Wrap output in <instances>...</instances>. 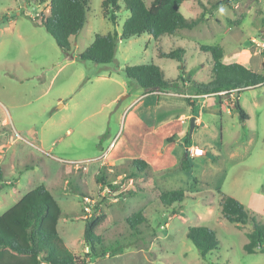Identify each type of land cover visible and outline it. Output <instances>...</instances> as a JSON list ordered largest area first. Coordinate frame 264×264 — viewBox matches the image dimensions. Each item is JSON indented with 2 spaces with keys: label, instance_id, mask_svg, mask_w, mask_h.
<instances>
[{
  "label": "rangeland",
  "instance_id": "rangeland-1",
  "mask_svg": "<svg viewBox=\"0 0 264 264\" xmlns=\"http://www.w3.org/2000/svg\"><path fill=\"white\" fill-rule=\"evenodd\" d=\"M102 1L89 0L88 21L70 39L72 52L67 56L46 28L35 23L49 12L50 0H0V165L5 181L0 187V214L43 184L62 209L58 232L79 259L88 251L85 217L96 205L106 216L97 229L104 244L123 247L117 255L87 258V264H264V252L244 250L252 223L236 227L221 213L222 195H229L264 223V85L240 93L245 121L235 98L229 99L230 105H219L218 98L214 105H187L175 95V105H161L160 114L170 109L188 115L185 134L209 148L210 153L193 160L187 170L179 163L128 179L114 170L128 168L129 160L102 165L110 143L123 134L127 104L141 89L126 76L125 66L155 63L170 79L183 75L205 82L212 75V57L199 50L196 43H201L220 44L225 62L245 61L252 70L263 72L264 46L252 39L264 43V0H229V5L217 8H213L217 0H184L183 14L188 19L203 14L202 21L161 42L166 51L184 47L182 62L158 57L155 39L144 33L119 36L115 60L100 64L81 60L79 54L96 34L120 35L130 14L121 1L113 24L103 14ZM145 2L150 5L152 0ZM239 41L242 56L233 57ZM174 89L186 92L184 86ZM197 116L201 123L191 138L190 121ZM165 132L151 138L157 141ZM176 140L175 154L181 157L185 142L181 133ZM100 171L115 180L103 183L97 178ZM171 190L185 193L182 202H161L160 196ZM136 213H143L146 221L134 229L128 219ZM192 226L216 232L219 246L206 258L187 237Z\"/></svg>",
  "mask_w": 264,
  "mask_h": 264
},
{
  "label": "trees",
  "instance_id": "trees-1",
  "mask_svg": "<svg viewBox=\"0 0 264 264\" xmlns=\"http://www.w3.org/2000/svg\"><path fill=\"white\" fill-rule=\"evenodd\" d=\"M130 12L125 20L122 32L96 34L93 42L79 54L81 60H90L95 63H110L115 60L119 36L130 38L144 33L151 35L157 46V55L160 58H171L183 61L185 49L181 46L165 51L161 46V39L165 36H174L180 29H192L201 21L202 16L188 19L181 11L184 0H152L148 5L145 0H103V14L113 24L117 23L118 13L122 9ZM230 4L229 0H217L213 8ZM90 9L89 0H50V10L42 13L41 19L35 18V23L43 25L47 32L55 39L61 50L69 56L72 52V37H77L88 21ZM199 50L211 55V78L205 82L192 81L193 88L198 94L214 95L223 90L238 89L240 94L244 89L264 85V71L256 72L242 62H225L224 48L219 44L198 43ZM125 74L135 80L143 90L144 95L167 93L171 89L184 84L183 75L170 79L165 76L164 70L155 63L125 66ZM234 104L241 120H248L247 113L236 98ZM177 135L165 139L166 142L176 140ZM190 142L185 137V144ZM191 159L184 154L180 160L182 170L191 167ZM128 168L119 167L114 171L124 178L144 176L152 170L150 164L143 158H133L128 162ZM97 178L103 183L112 182L107 171H100ZM5 184L4 169L0 165V187ZM110 186H112L110 184ZM82 197H88L81 192ZM185 193L181 190H171L163 193L160 200L163 204L171 205L182 202ZM221 213L227 222L241 227L249 222L252 230L247 233V243L244 250L247 253L264 252V223L259 222L245 205L229 195H222ZM62 209L52 193L45 185L25 193L13 206L0 214V264H87V258L117 255L123 247L105 245L103 237L97 233L98 227L106 216L100 212L98 205L94 206L93 213L85 217L84 243L88 248L85 258L79 259L68 248L58 232V223L62 217ZM146 221L143 213L133 214L128 222L134 229ZM187 237L198 249L202 258L216 250L219 240L216 232L207 226H192Z\"/></svg>",
  "mask_w": 264,
  "mask_h": 264
},
{
  "label": "crops",
  "instance_id": "crops-1",
  "mask_svg": "<svg viewBox=\"0 0 264 264\" xmlns=\"http://www.w3.org/2000/svg\"><path fill=\"white\" fill-rule=\"evenodd\" d=\"M174 36H179V31H177ZM238 43L239 45L234 50L233 57L236 55L237 57L242 56L240 49L242 44L240 41ZM196 46H198L197 43ZM225 53L226 51L224 52V56ZM242 63L248 66L247 62L244 61ZM183 77H185L186 81L184 84H180L179 86H184L186 88L185 94L178 91H173L175 89H171L167 93H163L160 96L157 94L144 95L142 89L137 91L138 96L131 103L127 104L125 108V110H128V112L126 115L125 129L122 132L123 134L118 139H116V141L110 143L108 151L106 152V158L102 165L109 164L111 166H116L133 158H143L150 164L152 171L157 173L159 171H163L166 168L178 165L185 153H187L191 159V162L193 160L205 158L210 153L208 146L205 145L204 148L208 153L202 157L192 158L188 154L189 147L200 146V144L190 141L187 145L184 142V151L182 152L181 157L178 154H175L177 151V140L166 142L165 139L174 134L178 135V133H181V140L185 141V137L187 135L185 134V125L187 124L186 120H188L189 116L184 112L178 114L170 109L166 110L163 114H160V110L162 108L161 105H167L169 108L171 105H175L172 98V96L175 95L183 97L184 100H186L187 105H199L200 103L202 105H214L217 104V101L215 100L217 98L219 105H230V103H228L229 99L232 100L235 98L236 100L237 98L239 101L241 94L230 91L225 94L217 93L214 95L208 94V96H204V94H198L196 92V90L193 88L191 80H189L186 76ZM185 97L190 98L189 101H187ZM181 105H184V103ZM199 123H201V118L197 116L195 127ZM162 129L166 130V132L157 141H153L151 138L153 134L159 133ZM131 147H134V149H131ZM21 197L22 196H20L18 200Z\"/></svg>",
  "mask_w": 264,
  "mask_h": 264
},
{
  "label": "built area",
  "instance_id": "built-area-1",
  "mask_svg": "<svg viewBox=\"0 0 264 264\" xmlns=\"http://www.w3.org/2000/svg\"><path fill=\"white\" fill-rule=\"evenodd\" d=\"M252 41L255 42L259 46H264V43H260L255 38L252 39ZM230 91L238 92V89L235 88V89H231V90H223V91H220L218 93L219 94H225V93H228ZM204 96H208V94H204ZM188 154L192 158H194V157H202V156H205L207 154V151L205 150V148L203 146H191L188 149ZM75 165L79 166V163L76 162ZM85 198H86V200H89L88 197H85ZM86 210L88 211V213H90V208L89 207H86Z\"/></svg>",
  "mask_w": 264,
  "mask_h": 264
},
{
  "label": "water",
  "instance_id": "water-1",
  "mask_svg": "<svg viewBox=\"0 0 264 264\" xmlns=\"http://www.w3.org/2000/svg\"><path fill=\"white\" fill-rule=\"evenodd\" d=\"M195 122H196V117H192L190 121V137L192 136V132L195 128Z\"/></svg>",
  "mask_w": 264,
  "mask_h": 264
}]
</instances>
